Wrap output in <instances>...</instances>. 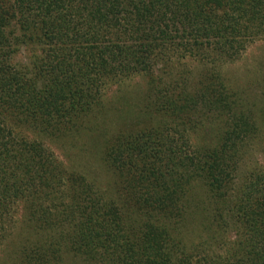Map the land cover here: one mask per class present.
I'll return each mask as SVG.
<instances>
[{
	"label": "trees",
	"instance_id": "1",
	"mask_svg": "<svg viewBox=\"0 0 264 264\" xmlns=\"http://www.w3.org/2000/svg\"><path fill=\"white\" fill-rule=\"evenodd\" d=\"M260 41L264 0H0V264H264Z\"/></svg>",
	"mask_w": 264,
	"mask_h": 264
},
{
	"label": "rangeland",
	"instance_id": "2",
	"mask_svg": "<svg viewBox=\"0 0 264 264\" xmlns=\"http://www.w3.org/2000/svg\"><path fill=\"white\" fill-rule=\"evenodd\" d=\"M183 65L186 66L188 69L191 67L193 70L200 68L196 60L193 59L183 60L180 62V66L179 65H175V66L176 69H180ZM224 71L229 76L230 79L228 81L229 84L228 86H230V90L236 91L238 93L237 96L239 99L242 96L244 97V95L247 96L248 93L252 95V97H254L255 95L261 96L262 93H260L258 82L264 79V42L260 41V42L252 43L247 49L246 53H244L243 56L237 62L226 65ZM116 94H117V90L112 89V91L106 94V98H105V100L109 105L108 107L112 109V111H113V97ZM198 139L199 140H197L196 136L193 137V142L195 144L200 145L202 142L200 141V138ZM262 148H264V146ZM257 149L258 151H260L261 149L260 144H258L257 148H255L254 151H257ZM254 153L255 152H253L249 157H247V159L243 164V168L247 167V169H252L258 166L259 164L264 165V150L260 155L254 156ZM20 215L21 214L19 213L17 217L19 221L18 231L15 232L16 236L13 239L14 241L12 240L14 242V246L17 245L18 243L19 245L21 244V239L22 236L24 235V230L22 231L23 223L20 219L21 218Z\"/></svg>",
	"mask_w": 264,
	"mask_h": 264
}]
</instances>
